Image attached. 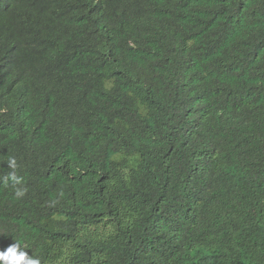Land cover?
<instances>
[{"label": "trees", "instance_id": "1", "mask_svg": "<svg viewBox=\"0 0 264 264\" xmlns=\"http://www.w3.org/2000/svg\"><path fill=\"white\" fill-rule=\"evenodd\" d=\"M12 242L40 264H264V0H0Z\"/></svg>", "mask_w": 264, "mask_h": 264}, {"label": "clouds", "instance_id": "2", "mask_svg": "<svg viewBox=\"0 0 264 264\" xmlns=\"http://www.w3.org/2000/svg\"><path fill=\"white\" fill-rule=\"evenodd\" d=\"M9 166L16 167L15 158H10L8 161ZM12 180L15 185L21 184V178L12 176ZM27 189L23 187L16 188L15 195L17 198L23 197ZM0 259L8 262V264H40L39 259L35 257H29L25 250L21 248L19 243L12 242L5 249H0Z\"/></svg>", "mask_w": 264, "mask_h": 264}]
</instances>
